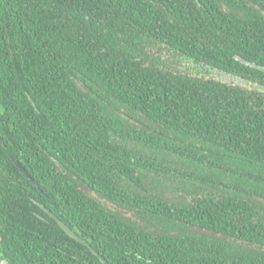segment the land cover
<instances>
[{
    "label": "trees",
    "instance_id": "1",
    "mask_svg": "<svg viewBox=\"0 0 264 264\" xmlns=\"http://www.w3.org/2000/svg\"><path fill=\"white\" fill-rule=\"evenodd\" d=\"M257 67L264 0H0V263L264 264Z\"/></svg>",
    "mask_w": 264,
    "mask_h": 264
},
{
    "label": "water",
    "instance_id": "2",
    "mask_svg": "<svg viewBox=\"0 0 264 264\" xmlns=\"http://www.w3.org/2000/svg\"><path fill=\"white\" fill-rule=\"evenodd\" d=\"M257 69L264 71V67H257ZM17 165L24 171V173L31 178V176H29V174L27 173V171L22 167V165L20 163L17 162ZM32 179V178H31ZM57 222L59 223V225L64 228L71 236H73L74 238L80 240L79 236L77 234H75L70 228H68L60 219L56 218ZM105 264H109L106 260H104ZM1 264V263H0Z\"/></svg>",
    "mask_w": 264,
    "mask_h": 264
},
{
    "label": "flooded vegetation",
    "instance_id": "3",
    "mask_svg": "<svg viewBox=\"0 0 264 264\" xmlns=\"http://www.w3.org/2000/svg\"><path fill=\"white\" fill-rule=\"evenodd\" d=\"M11 90H13V89H9L8 90V93L10 94V93H12L11 92ZM13 100V99H12ZM11 100V101H12ZM5 112H7V108H6V106L5 105H3V103L0 101V120H2V118H1V115H4V113ZM10 156V159H11V161L15 164V166L22 172V173H24V171L17 165V162L18 163H20L13 155H9ZM21 164V163H20ZM22 165V164H21ZM22 167L24 168V166L22 165ZM25 169V168H24Z\"/></svg>",
    "mask_w": 264,
    "mask_h": 264
},
{
    "label": "rangeland",
    "instance_id": "4",
    "mask_svg": "<svg viewBox=\"0 0 264 264\" xmlns=\"http://www.w3.org/2000/svg\"><path fill=\"white\" fill-rule=\"evenodd\" d=\"M192 231H193V232H196V233H203V234H206V233H204V231L199 230V229H196V228H193ZM216 236H217V235H216Z\"/></svg>",
    "mask_w": 264,
    "mask_h": 264
},
{
    "label": "built area",
    "instance_id": "5",
    "mask_svg": "<svg viewBox=\"0 0 264 264\" xmlns=\"http://www.w3.org/2000/svg\"><path fill=\"white\" fill-rule=\"evenodd\" d=\"M2 264V263H1Z\"/></svg>",
    "mask_w": 264,
    "mask_h": 264
}]
</instances>
